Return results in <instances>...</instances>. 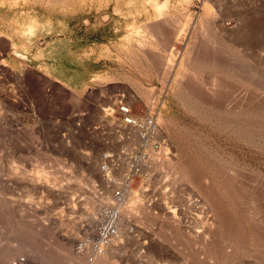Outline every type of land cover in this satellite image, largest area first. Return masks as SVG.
Wrapping results in <instances>:
<instances>
[{
    "label": "rangeland",
    "instance_id": "obj_1",
    "mask_svg": "<svg viewBox=\"0 0 264 264\" xmlns=\"http://www.w3.org/2000/svg\"><path fill=\"white\" fill-rule=\"evenodd\" d=\"M20 1L93 75L0 74V264H264V0Z\"/></svg>",
    "mask_w": 264,
    "mask_h": 264
},
{
    "label": "crops",
    "instance_id": "obj_2",
    "mask_svg": "<svg viewBox=\"0 0 264 264\" xmlns=\"http://www.w3.org/2000/svg\"><path fill=\"white\" fill-rule=\"evenodd\" d=\"M20 0H0V74L8 70L12 73L24 72L23 64L30 68L29 73L35 84L32 87L39 88V83L45 78L64 83L68 88L82 90L87 86L86 82L92 78L84 75L81 62L75 61L67 66V62L49 57V49L58 50L60 41L61 48H65V8L63 10V23L55 24L51 21V16L36 15L27 18L28 11ZM109 21L100 23L107 26ZM95 31L88 39L94 43L99 38L97 35L98 25L95 24ZM102 27V28H103ZM101 28V27H100ZM102 38V37H100ZM56 43H52L54 41ZM93 41V42H92ZM91 59V62H95ZM53 72L61 74L63 77L52 75ZM66 76L69 80L66 82ZM65 77V78H64ZM72 81V82H71Z\"/></svg>",
    "mask_w": 264,
    "mask_h": 264
},
{
    "label": "bare ground",
    "instance_id": "obj_3",
    "mask_svg": "<svg viewBox=\"0 0 264 264\" xmlns=\"http://www.w3.org/2000/svg\"><path fill=\"white\" fill-rule=\"evenodd\" d=\"M161 9V8H160ZM125 106H127V105H125ZM127 110H128V113H127V116H130V111H129V108H128V106H127ZM129 120H128V123L127 124H131V123H134L135 122V119H133V118H128ZM143 137H145V135L143 136ZM104 165V164H103ZM199 179V178H198ZM210 200V199H209ZM134 201V200H133ZM134 208V207H133ZM132 208V209H133ZM130 212H132V211H130ZM112 227H114L113 226V222L111 221H109L105 226H103L102 227V229H101V236H105L107 233H109L110 232V230L112 229Z\"/></svg>",
    "mask_w": 264,
    "mask_h": 264
},
{
    "label": "built area",
    "instance_id": "obj_4",
    "mask_svg": "<svg viewBox=\"0 0 264 264\" xmlns=\"http://www.w3.org/2000/svg\"><path fill=\"white\" fill-rule=\"evenodd\" d=\"M118 111L124 116L123 119L126 123H128V118H131V117H126L127 116V113H128V110H127V106L123 105V104H118Z\"/></svg>",
    "mask_w": 264,
    "mask_h": 264
}]
</instances>
